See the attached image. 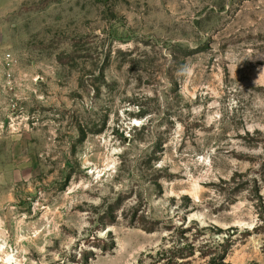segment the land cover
<instances>
[{
  "label": "rangeland",
  "instance_id": "obj_1",
  "mask_svg": "<svg viewBox=\"0 0 264 264\" xmlns=\"http://www.w3.org/2000/svg\"><path fill=\"white\" fill-rule=\"evenodd\" d=\"M173 261L264 264V0H0V264Z\"/></svg>",
  "mask_w": 264,
  "mask_h": 264
},
{
  "label": "trees",
  "instance_id": "obj_2",
  "mask_svg": "<svg viewBox=\"0 0 264 264\" xmlns=\"http://www.w3.org/2000/svg\"><path fill=\"white\" fill-rule=\"evenodd\" d=\"M259 227H261V226H259ZM262 227H263V226H262ZM151 231H153V230H150V232H151ZM168 264H178V263H176V262L173 261V262H170V263H168ZM179 264H182V263H179Z\"/></svg>",
  "mask_w": 264,
  "mask_h": 264
}]
</instances>
